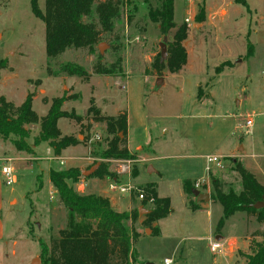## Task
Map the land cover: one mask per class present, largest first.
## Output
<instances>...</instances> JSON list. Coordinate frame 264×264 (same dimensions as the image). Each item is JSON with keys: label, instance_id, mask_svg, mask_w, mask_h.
<instances>
[{"label": "rangeland", "instance_id": "374dc122", "mask_svg": "<svg viewBox=\"0 0 264 264\" xmlns=\"http://www.w3.org/2000/svg\"><path fill=\"white\" fill-rule=\"evenodd\" d=\"M31 1L0 0V96L20 105L27 94L33 93L37 97L33 100V108L43 117L53 99L63 93L64 85L72 89L78 98L74 104H63V109L72 111L74 107L77 114L84 115L78 121L60 118L58 125L62 134H72L81 144L63 150V156L68 159L65 163V158L54 157L53 148L47 142L34 144L40 124L28 125L30 137L27 141L32 145L34 154L18 151L12 142L17 138L14 135L8 140L0 138V264H43L42 244L51 246L52 239L58 238L60 230L66 227L67 210L49 179V170L75 166L86 171L102 162L109 164L111 175L104 178L93 177L92 174L81 175L73 183L77 191L111 197L120 211L128 210L131 202L138 203L140 199L136 194L111 188V184L131 183L143 189L144 184L154 182L162 195L171 198V214L159 220L164 234H147L144 229L145 233L134 241L137 257L132 264H146L149 261L165 264V258H170L172 264H229L222 254L210 250L209 236L214 234L208 228V211L191 209L183 193V181L199 177L205 172L206 159L185 156L192 152L193 142L186 141L187 137L182 141L173 136L175 130L171 127H177V115L181 113L192 115L205 111L217 116L208 122L220 121L224 140L221 145L213 146L204 144L203 137L200 140V152L212 155L236 150L242 161L235 159L241 161L264 185V0H248L252 8L257 10L254 13L242 4L245 0H175L177 26L166 36L160 32V27L157 28L159 24L149 17L150 10L159 7V0H123L121 15L115 20L114 30L102 34V42L107 44L103 55L98 46L93 52L87 48H71L56 59L47 56L46 26L42 19L33 14ZM38 4L43 11L46 10V0H38ZM96 5L91 16L85 17L84 21L98 23ZM202 5H205L207 16L204 27L196 20ZM186 18L191 19L190 24ZM185 22L191 29L188 33L191 65L198 69L205 64L208 69L200 76L189 75L191 81L197 77L204 80L202 88L188 89L186 94H182L179 91L182 87L181 78L170 75L167 69L166 83L157 84L159 72L157 74L153 63L161 52L160 44L165 42L168 50L167 44ZM195 22L196 25L192 26ZM253 29L256 32L251 34ZM247 35H250L255 46L251 56L246 46L249 40ZM153 53L156 55L152 56ZM238 53L245 59L244 63H241V59L235 66L216 72L215 68L225 64L219 61L227 57L236 61L233 56ZM99 55L101 62L106 65L119 57L124 61L127 77L121 76V82L126 88L114 86L109 90L108 93L115 98L111 103L102 101L107 94L105 87L97 88L96 92L90 80L92 74L89 72L94 73ZM148 55L152 56V62L147 67L150 72L147 78L141 68H146ZM68 62L81 66L90 76L83 78L63 72L62 66ZM198 95L200 99H208L206 105H194L193 100ZM92 96L96 98V103ZM187 99L191 101L182 105ZM146 103L147 107H154L168 115L171 111L177 112L176 117L160 121L173 131L170 129L163 133V124L156 122L154 133L157 140L154 143L157 157L138 163L140 172L135 176V161L131 172L119 173L123 162L127 161L102 157L112 136L107 132L104 122L93 121L95 113L90 112L89 108L93 105L100 107V115L105 116L115 115L121 109L130 112L131 108L133 116L137 117L145 109ZM248 119L253 121L250 131H247ZM141 137H134V147L141 143ZM171 141H175L174 145ZM224 162L223 171L216 174L221 176L222 189L239 193L243 185L240 176L233 172L235 165L232 158H226ZM4 164L14 169L16 182L13 185L5 183L2 175ZM150 167L154 171L150 172ZM198 189L211 194L212 182L211 189L203 184ZM191 198L196 200L193 196ZM140 206L144 210L152 208V204ZM144 210L135 222H127L130 229L136 231V226H140L139 220L146 215ZM212 212L213 217L223 214L222 205L216 202ZM240 214L237 213L225 225L226 237L243 234L244 230L237 222ZM145 226V223L141 224V227ZM248 228L254 230L249 245L252 240L262 239L260 232L264 229L260 228H264V224L253 218ZM248 251L251 252L250 246ZM239 258L238 264L246 261L242 256Z\"/></svg>", "mask_w": 264, "mask_h": 264}, {"label": "trees", "instance_id": "16d2710c", "mask_svg": "<svg viewBox=\"0 0 264 264\" xmlns=\"http://www.w3.org/2000/svg\"><path fill=\"white\" fill-rule=\"evenodd\" d=\"M160 5L151 9L149 17L160 25V32L166 36L176 28L175 0H159ZM242 3L241 1H238ZM98 15V23L86 22L85 17L91 16L94 5ZM33 14L42 19L46 26V53L49 59H56L68 49L87 48L90 52L103 41L102 34L114 30L115 20L121 15L123 0H46V10L43 11L38 0L31 1ZM243 5H248L243 2ZM197 22L206 20L205 5H202L196 15ZM100 26V27H99ZM187 23L181 24L168 45V57L163 61L161 52L155 57L153 67L163 76L165 68L176 73L187 63L188 53L184 42L188 38ZM248 55L253 54V45L248 42ZM95 64L94 73L100 75L123 74V59L119 57L115 62L106 65L101 62V56ZM216 68L220 73L224 66ZM229 65V64H228ZM62 71L70 75L88 78L90 74L81 66L71 62L62 66ZM148 72V71H147ZM33 93H29L20 105L14 104L5 96H0V138L10 139L18 151L34 154L32 145L27 141L30 137L28 125L40 124V130L34 138V144L47 142L60 156L62 151L80 141L73 135H62L58 125L60 118L80 120L81 115L75 110L63 109L68 99H77V94L63 95L53 99L47 114L40 117L33 108ZM94 112L93 121L104 122L106 130L112 136L108 147L102 153L106 159H135V155L127 148L126 136L128 131L127 111L119 112L116 116L100 115V110L94 105L89 108ZM122 134V136H121ZM235 170L238 172L243 185L239 193L229 190L225 192L219 179L212 176L211 200L223 207V214L219 219L216 232L220 233L228 218L237 212H246L254 215L259 222H264V207L255 208L253 204L264 200V185L256 176L244 167L243 163L232 159ZM107 163L102 162L93 177L104 178L111 172ZM134 175L137 169H134ZM83 171L75 166L68 168H51L49 179L56 189L59 199L67 210V225L61 229L58 238L52 239V244H42L43 264H132L137 257L133 247L139 233L130 229L128 221L135 222L139 217V210L118 211L106 196L94 193H81L73 183L79 180ZM40 179V176L38 177ZM42 184L40 183V187ZM196 181L185 179L183 189L187 195L188 206L197 210L200 208L194 196L193 189ZM144 198L141 204L146 206L153 198L151 211L146 214L144 223L152 228L153 234H160L158 227H152L154 221L167 217L172 212L169 197H160L155 183H148L143 187ZM196 198V197H195ZM259 232H256V234ZM261 240H252L251 252L243 254L246 264H264V230L260 232Z\"/></svg>", "mask_w": 264, "mask_h": 264}, {"label": "crops", "instance_id": "0c3cea01", "mask_svg": "<svg viewBox=\"0 0 264 264\" xmlns=\"http://www.w3.org/2000/svg\"><path fill=\"white\" fill-rule=\"evenodd\" d=\"M244 2L248 5L250 11H252L253 13L257 11L255 8H252V5H251V3L248 0H245ZM231 4H234V3H231ZM206 20H207V16H206ZM205 21L201 22L202 27H204ZM194 25H196V22L192 24V26H194ZM159 27H160V25H158L157 28H159ZM190 31H191V29L188 30V33ZM255 32H256V30L253 29L251 34L255 33ZM247 36H249L248 37L249 40H247L246 43L248 45V42H250L253 45V52H254V49H255L254 43L250 40V35H247ZM189 44H190V40H189V37H188L187 40H186V44H185L186 49H187V53H188L187 63L178 72H176V73L169 72L170 75L172 74V75H174L176 77H180L181 78L182 87H180L179 91L182 94H186V91L188 89H193L195 87L202 88L203 84H204V80H202L200 77H197L194 81H191V79H190L191 77H189V75L199 74L198 76H200L204 72H206L205 71L206 69H208V67L205 68L206 67L205 64L203 66L201 65L198 69H196L195 65L194 66L191 65V61H190V58H189V52H190L189 51ZM155 55H156V53L152 54V56H155ZM152 56L148 55L146 57V59H147L145 61V63H147V65L145 66L146 68H143V67L141 68V70L146 73V75H147L146 77L147 78H148V73H150V72H147V69H148L147 67L152 62ZM237 56H238V58H237ZM233 57L236 58V61L231 59L232 57L231 58L227 57L226 59L218 62V63L227 64L221 72L225 71L229 67L235 66L236 63L239 60L243 59L240 56V53L234 55ZM244 60L245 59H243V61L241 63H244ZM166 69L167 68L164 69L165 71H163V76H162L164 78V81L162 83L163 85L166 83V78L168 76V72H166L168 69L167 70ZM89 73L92 74V76H90V80H91V83H93V85H94V89L93 90L98 92L97 88L101 89V86L103 88L105 87V89H106V93L107 94L105 96L106 98H103V100H102L103 102L105 100L107 102H110V103L113 102V100L115 98L112 95H110L108 93V91L112 90V88L114 86H117L118 89L126 88L125 87L126 85L121 82V78L122 77H124V78L127 77L124 61H123V74H120V76L119 75H105V74L100 75V74H96V73H92V72H89ZM194 76H196V75H194ZM156 77H157V79L159 78L158 76H156ZM189 82H191V83H189ZM187 85L188 86L191 85V87L188 88ZM72 94H74L72 89L67 88L64 85V91L58 97H61L63 95L71 96ZM35 98H37V97L33 96V100ZM91 98L94 99L95 103L97 102L95 100L96 98L94 96H92ZM25 99H26V97H25ZM188 99H190V98H188ZM188 99L185 102H183L182 105L185 104V103H188V101H191V100H188ZM76 100L77 99H74V98L73 99H68L67 101L64 102V106H66V104H70V105L74 104V102ZM207 100H208L207 98H201L200 99L199 95H198L197 99L194 98V100H193L194 102L193 103H194V105H196V104H198V105H206ZM147 106L148 105L146 103L145 109L143 111H141L138 114L137 117L133 116V114L131 112V108H130V112L128 110H125V109H121V110L118 111V113L122 112V111H127V114H128V131H127V136H126V141H127L126 146L135 155V159L134 160L136 162L135 164H136L137 169H138L137 173L140 172L138 163L151 161V160H153L154 158L157 157V152L158 151H157V147H156V145L154 143V142H156L155 140H157V136L154 133L155 132L154 129L156 127V125H155L156 122H159V125L163 124V129H162L163 133H167V132L170 131L171 128H173L175 130L174 133H173V136H175V137L177 136L179 139H182V141L184 140L183 138H185V137H187V138H185L186 141L192 140V142H193V150H192V152L188 153V154H184V155L185 156H189V157H191L193 159H199V158H204V157L206 159L207 156L210 155V154L204 155V154H202L200 152V147H199L200 144H201L200 140L203 137H205V143L204 144H206V145L218 146V145H221V143L224 140V137H221V123H220V121L219 122L217 121L215 123L212 122L210 124L208 122V121H210V119L218 118L215 115H209L205 111L204 112H194L192 115H182V113H181L180 115H177V120H179L178 123H177V127H175V125H174L173 127H171L169 129L166 124L161 123L160 121L161 120L163 121V119H169V118L176 117V113L177 112L174 113L173 111H171V113H169V115H168L164 111H161V110L157 111L154 107L149 108ZM98 108H100V107H98ZM64 110H66V109H64ZM72 110H75V108L72 107ZM117 114L112 115V116H116ZM82 115H84V114H82ZM137 133H139V134H137ZM62 135H64V134H62ZM65 135H72V134H65ZM138 135L142 136L141 139H140L141 143H138V145H136L134 147L133 146L134 137L138 136ZM171 142L174 145L175 141H171ZM79 144H81V143H78L77 145H79ZM77 145H74V146H77ZM70 147H73V146H70ZM180 155H182V154H180ZM212 155L221 156L224 159L230 157V158H232L234 160H236L235 158H238V159L241 160V155L236 150H232L228 154H226V153H218V154H212ZM164 156L165 155H163L162 157H164ZM166 156H172V155H166ZM54 157L65 158L64 159L65 163L68 160L66 157L63 156V151H62L60 156H54ZM206 167H207V161H206V164H205V167H204L206 173L203 172V173H201V175H199V177L190 178V179L193 180V181H196V182H200L204 186L210 187V189H211V182H212V178L211 177L214 176L215 178L220 180L221 176H219V174L218 175H216V174L222 172L223 170L217 168V166L215 164H213V165H211L212 171L208 172ZM233 172L236 175L238 174V172L236 170H234ZM220 182H221V180H220ZM148 183H154V182H148ZM148 183H146V184H148ZM146 184H144V185H146ZM156 186H157L158 195L160 197H169V196H166V195H162V193H160V191L158 189V185L157 184H156ZM183 193H184V195L186 197V200H187V195L185 194L184 189H183ZM108 198L110 199L112 205L117 209V207H116L114 201L111 199V197H108ZM170 200H171V198H170ZM134 201H136V200H134ZM198 203L200 205V208L197 209V210H199V211L207 210L208 211V215L210 216L209 219H208V221H210V222H208V228L210 230V233L213 232L214 235L213 236L212 235L209 236V243L211 242L212 238H217V236L220 235V236H222V238L220 240L223 243V247H222V249L220 251H218V253L222 254V257H225V259H227L229 261V264H238V262L241 260L239 258V256L240 257L242 256L245 259L243 254L250 253L248 251L249 246H250L249 245V240L251 239V237H252L251 234L254 231V230H250L248 228V224L253 218L256 219V217L254 215L249 216L246 212H237V213H241L240 216H238L239 218H238L237 222H239V225L243 228L244 232H243L242 235L234 234V235H229V237H226L225 228L227 226V223H229V221H231V219H233V217L237 213H235L230 218H228V220L225 223L226 226L224 225V227L221 229V232L217 233L216 232L217 225H218L219 219L222 216V214L213 217L212 208L214 207L216 202L211 200L209 202H198ZM140 204H141V200H138V203L131 202L128 210H125V211H130V210H134V209H138L139 210V208L141 207ZM118 211H120V210H118ZM145 219H146V215H145V217H141V220H139V223H141V224L143 223L144 224ZM159 222H160L159 220L158 221H154L152 223V227H158L160 229V234H158V235H163L164 231L161 228ZM257 222H259V221L257 220ZM259 223L264 224V222H259ZM141 224H140V226H136V229H137L136 232L139 233L140 237L142 236V234L145 233L144 229L146 230L147 234H153L152 228H150L148 226L141 227ZM260 229H264V228H260ZM147 230H149L150 233H148ZM209 246H210V244H209ZM165 259H167V258H165ZM168 259H170V258H168ZM243 262L244 261H242L241 264H246V261L244 263Z\"/></svg>", "mask_w": 264, "mask_h": 264}, {"label": "built area", "instance_id": "2783aa9c", "mask_svg": "<svg viewBox=\"0 0 264 264\" xmlns=\"http://www.w3.org/2000/svg\"><path fill=\"white\" fill-rule=\"evenodd\" d=\"M186 22L190 24L191 19L190 18H186ZM190 26V25H189ZM253 125V121L251 119L247 120V131H250V128ZM207 160V171L211 172L212 171V167L211 165L215 164L217 166V168L219 169H223L225 167V162H224V158L221 156H217V155H209L206 158ZM121 161H127V163L123 162V165L121 166L120 170H118V172H122V173H129L131 172V169L133 167L132 163L135 161L134 159H120ZM132 160V161H129ZM119 172V173H120ZM2 175L3 178L5 180V183L7 185H13L16 182V176L14 174V169L12 166L4 164L2 166ZM201 185L200 182H196V188H199V186ZM111 188L113 189H119L120 192L122 193H131V194H136V196L142 200L144 198V192L142 189H140L139 187L132 185L131 183L128 184H124V185H117V184H111L110 185ZM153 203V198H151L149 200V204ZM223 247V243L221 240H217L216 238H212L211 242H210V250L212 253H217L218 251H220ZM165 264H172V260L171 259H165L164 260Z\"/></svg>", "mask_w": 264, "mask_h": 264}, {"label": "water", "instance_id": "95a60500", "mask_svg": "<svg viewBox=\"0 0 264 264\" xmlns=\"http://www.w3.org/2000/svg\"><path fill=\"white\" fill-rule=\"evenodd\" d=\"M160 46H161V56H162V59L164 60L168 57V50L166 47V43L162 42L160 44ZM106 47H107V44L104 42H101L98 45L100 54H102V55L104 54ZM163 81H164V78L161 76L157 79V84L160 86L163 83ZM121 136H122V134H121ZM98 167H99L98 165H95L92 168H90L89 170L83 171V175L89 176V175L93 174ZM149 171L152 172V171H154V169L151 167V168H149ZM193 194L196 197L197 202H209V201H211V194L209 192H202L200 189L195 188V189H193ZM253 206L257 209L264 207V200L253 204ZM143 210H144V208L141 206L139 208L140 214H142ZM144 211L146 212V214H148L151 210L145 209ZM221 238H222V236L219 235V236H217L216 239L220 240ZM146 264H155V263L149 261Z\"/></svg>", "mask_w": 264, "mask_h": 264}]
</instances>
